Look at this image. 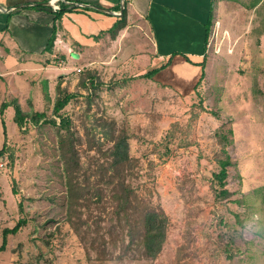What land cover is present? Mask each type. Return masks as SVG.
Listing matches in <instances>:
<instances>
[{
  "label": "rangeland",
  "instance_id": "rangeland-1",
  "mask_svg": "<svg viewBox=\"0 0 264 264\" xmlns=\"http://www.w3.org/2000/svg\"><path fill=\"white\" fill-rule=\"evenodd\" d=\"M221 2L213 11L200 82L198 64L186 81L176 82L174 74L171 82L158 80L156 73L152 79L140 76L172 57L156 64L151 35L140 27L123 35L136 54L129 59L136 70L128 73L116 68L126 53L117 55L116 64L91 67L82 57L61 58L59 49L32 54V62H25L11 39L0 46V110L7 104L0 114V147L3 141L6 146L0 157V243L3 228L25 219L6 236L0 264H264V0ZM59 86L74 94L60 110L67 128L52 111ZM13 103L29 114L45 112L56 123L26 120L19 127ZM122 133L131 157L126 182L167 217L165 241L155 258L137 256L131 245L122 252L128 230L111 216V201L104 211L83 212L86 220L77 228L67 218L59 136L66 135L80 172L92 181ZM184 134L188 145L180 143ZM218 134L229 140L232 162L225 177L229 195L222 201L211 181ZM230 236L229 259L223 245ZM103 247L107 258H98Z\"/></svg>",
  "mask_w": 264,
  "mask_h": 264
},
{
  "label": "crops",
  "instance_id": "crops-1",
  "mask_svg": "<svg viewBox=\"0 0 264 264\" xmlns=\"http://www.w3.org/2000/svg\"><path fill=\"white\" fill-rule=\"evenodd\" d=\"M62 1L69 7H75L62 14L52 49L43 53H54L59 49L64 56L61 58L67 60V54L82 57L91 67L111 61L116 64L117 59L126 53L116 68L122 72H133L136 66L129 59L136 54L132 42L124 39L123 35L133 31L134 27H140L151 35L152 59L156 64L172 56L155 77L171 82L174 74L177 82L186 81L187 76H191L189 73L197 70V62L203 57L204 24L210 14L215 19L217 3L221 7L223 0H123V8L120 7L122 0ZM37 2L45 1L0 0V46L8 44L11 39L14 45L17 44L15 46L23 54L25 62H32V54H43L51 34L53 14L43 9L27 8ZM123 10L125 26L113 36L109 29L121 17ZM131 66L132 69L129 68ZM19 69L22 70L10 71Z\"/></svg>",
  "mask_w": 264,
  "mask_h": 264
},
{
  "label": "trees",
  "instance_id": "trees-1",
  "mask_svg": "<svg viewBox=\"0 0 264 264\" xmlns=\"http://www.w3.org/2000/svg\"><path fill=\"white\" fill-rule=\"evenodd\" d=\"M42 1V0H40ZM47 1V0H43ZM58 8L53 10L50 5H45L41 2H37L27 8L31 9H43L53 14V20L51 24V34L48 37L43 51H50L55 40V35L57 30L60 28V18L65 11L74 9L75 6H70L65 1H57ZM252 4V3H251ZM10 16V12L7 15L6 21ZM124 10L121 17L113 24L112 28L109 29L111 35H115L117 31L125 26ZM214 20L211 14L207 22L204 24V45L202 49L203 57L197 64L200 67V75L198 81L200 82L204 75V57L205 48L213 28ZM5 29V27H4ZM169 62L163 63L160 67L150 68L140 76L152 79V76L157 73L161 68H164ZM89 76V83L94 86V76L91 74L90 70L86 73ZM96 77V76H95ZM97 78V77H96ZM85 86V83L83 82ZM197 86L193 89L196 90ZM60 92L54 100L53 103V113L60 117L59 126L67 128L68 119L62 116L60 110L64 108L67 102L74 96L73 93L64 91L63 88L58 87ZM195 91H193L194 93ZM7 104L1 103V110L6 108ZM13 120L21 127L26 123V120L36 124L40 121H52L56 123L54 119H46L45 112L34 111L31 114L26 113L21 110L17 103H13ZM29 115L28 119L27 116ZM1 122L3 120L1 118ZM59 128V127H58ZM178 126H175L174 131L171 136L173 139L177 133ZM5 131V130H4ZM3 131V132H4ZM231 133V130L229 129ZM220 137L219 156L216 158V169L211 172V181L213 184V192L215 198L219 201L226 199L229 195V191L225 187V177L227 174V166L230 165L231 159L226 150V144L229 142L224 134H218ZM5 136V133H4ZM65 136H59V151L63 159V169L65 173V185H66V210L68 221L77 228L86 220L87 216H90L95 209H100L106 207V201L110 205H113L110 213L112 217H116L119 225L122 227H127L129 235V244L122 248V252L128 251L129 245L132 247V251L136 253L137 256L141 258H155L163 247L166 236V224L167 217L161 207H155L153 204L144 202L141 197H138L134 188L126 182L125 171L129 168L131 157L129 155V145L126 140V134L122 133L114 138L112 148L105 152V157L109 160L107 165H99L98 178L96 180H90V174L86 172H80L79 161L77 157V151L72 144H65ZM180 142L182 145H188L189 139H187L186 134L180 137ZM167 142V141H166ZM5 142L3 141L0 147V157L5 152ZM94 173V172H93ZM83 176L80 179V176ZM108 190V192H107ZM112 203V204H111ZM87 212V216L83 217V212ZM100 213V212H99ZM98 213V215H99ZM97 215V216H98ZM112 217H110L112 219ZM235 222L238 223V215L235 214ZM100 216H98V219ZM98 219L95 220L98 224ZM25 224V219L20 218L12 227H5L2 230V241L0 243V252L5 248L6 236L8 234H15L22 225ZM234 240V236L228 238V242L223 245V252L227 258L232 257V252L229 249V244ZM240 249L237 248L236 252L240 253ZM98 258H107V253L105 248H101L97 251Z\"/></svg>",
  "mask_w": 264,
  "mask_h": 264
},
{
  "label": "built area",
  "instance_id": "built-area-1",
  "mask_svg": "<svg viewBox=\"0 0 264 264\" xmlns=\"http://www.w3.org/2000/svg\"><path fill=\"white\" fill-rule=\"evenodd\" d=\"M51 3V7L53 8V10L57 9L58 8V4H57V1L58 0H47Z\"/></svg>",
  "mask_w": 264,
  "mask_h": 264
},
{
  "label": "water",
  "instance_id": "water-1",
  "mask_svg": "<svg viewBox=\"0 0 264 264\" xmlns=\"http://www.w3.org/2000/svg\"><path fill=\"white\" fill-rule=\"evenodd\" d=\"M43 4H45V5H51V3L49 1H45V2H43ZM120 7L123 8V0L120 3Z\"/></svg>",
  "mask_w": 264,
  "mask_h": 264
}]
</instances>
